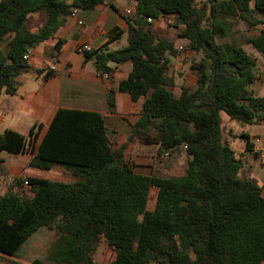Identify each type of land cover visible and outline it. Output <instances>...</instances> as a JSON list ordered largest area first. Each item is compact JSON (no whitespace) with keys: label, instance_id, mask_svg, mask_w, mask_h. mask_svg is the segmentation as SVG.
Returning a JSON list of instances; mask_svg holds the SVG:
<instances>
[{"label":"trees","instance_id":"obj_1","mask_svg":"<svg viewBox=\"0 0 264 264\" xmlns=\"http://www.w3.org/2000/svg\"><path fill=\"white\" fill-rule=\"evenodd\" d=\"M130 1L134 13L124 17L127 29L114 27L101 47L81 53L93 58L99 74L111 73L110 64L131 62L127 78L117 83L130 100L140 101L128 141L155 145L157 155L184 148V173H136L123 159L124 146L112 149L99 113L60 108L28 165L60 168L73 181L27 178L29 196L23 179H15V187L0 195V253L15 256L44 227L55 233L50 264H95L101 242L114 251L104 264H262L264 197L242 158L223 144L219 112L242 124L264 119V97L250 88L257 59L244 49L264 55V0H206L200 7L195 0ZM102 2L0 0V95L16 92L17 77L29 68L23 55L52 37L72 8L89 10ZM36 12L44 20L33 32L27 24ZM167 16L199 55L190 66L195 85L181 84L177 92L170 58L181 51L157 37L152 25ZM236 23L246 31L260 28L239 42L231 38ZM124 33L127 44L108 50ZM61 44H54L52 58ZM51 73L49 68L44 79ZM107 102L112 105L111 90ZM239 136L252 152L249 135ZM27 144L15 131L0 133V151L24 153ZM152 186L156 199L148 209Z\"/></svg>","mask_w":264,"mask_h":264},{"label":"crops","instance_id":"obj_2","mask_svg":"<svg viewBox=\"0 0 264 264\" xmlns=\"http://www.w3.org/2000/svg\"><path fill=\"white\" fill-rule=\"evenodd\" d=\"M102 1L92 9L78 10L77 18L82 20V25L77 24L75 18L67 16L52 37L31 48L27 60L29 68L17 77L16 92L12 95L5 93L0 95V133L12 130L28 139L24 153L0 151V195L14 188V180L17 178L73 181V178L60 168L42 170L28 165L30 158L37 152L54 114L60 108L99 113L103 117L112 149L118 150L124 146L123 159L136 173L156 175L160 156L157 155V146L144 145L135 140L128 141L132 125L139 116L140 101L130 100L127 93L117 89V83L127 78L131 62L110 64L113 70L105 79L104 74H99L96 70L93 58L86 59L76 49L82 43H89L93 49H97L104 44L108 33L114 27L127 29L123 10L128 7L134 8V2L122 0V4H117V0ZM111 5L116 10L111 8ZM42 14L36 12L29 15L27 26L30 31H37L41 26L44 20ZM59 40L62 44L53 61V46ZM126 44L127 34L124 33L118 41L108 44L107 49L115 50ZM244 49L257 59V66L261 67L264 57H259L260 55L251 48ZM49 68H53L52 73L44 79L43 76ZM256 84L259 86L256 87ZM250 88L255 95L264 97V82L261 79H256ZM110 90L111 106L107 102ZM247 126L249 129L241 131L239 135H249L253 146H250L252 152L243 154L242 161L248 177L256 181V178L260 179L262 176V186H258L264 197V162L261 155L264 154V119ZM30 131L32 135L29 137ZM231 135L233 136L228 132V136L232 137ZM168 156L170 152L167 156H164V152L161 154V157ZM21 189L27 195H31L30 186H22ZM103 244L104 242L100 243L95 255L101 252L103 246L104 254L107 250L112 252L113 259L114 251ZM0 255L5 256L3 257L5 259L14 257L1 253Z\"/></svg>","mask_w":264,"mask_h":264},{"label":"rangeland","instance_id":"obj_3","mask_svg":"<svg viewBox=\"0 0 264 264\" xmlns=\"http://www.w3.org/2000/svg\"><path fill=\"white\" fill-rule=\"evenodd\" d=\"M206 0H195V5L200 7ZM117 4H122V0H117ZM108 5V2H107ZM44 15V14H42ZM175 20L173 16H167L159 21L153 22V28L157 37L168 38L174 42V45H184L183 50L179 55L170 58V71L173 77V87L174 92L179 90L180 85L183 82H187L189 85H195V75L191 72V64L199 59V55L194 54V52L188 48L189 41L181 36H179V28L174 26ZM235 29L238 30L234 33L231 38L242 42L243 36L245 34H253L259 28L260 25L253 30L246 31L245 27L241 23H236L234 25ZM125 40V38H124ZM246 49H250V46L244 45ZM5 48V46H2ZM259 54V53H258ZM259 57H264V55L259 54ZM192 58L194 60H192ZM264 59V58H263ZM255 74L257 79H261L264 82V62L260 66H257L255 69ZM259 84H256L258 87ZM221 133H222V142L231 148L236 157L243 158V154L249 153L245 150L244 139L239 136L241 131L248 130L247 124H242L234 120H230L225 111L219 112ZM242 125V126H240ZM228 132L233 134L232 137L228 136ZM262 155V161L264 162V154ZM159 165L156 169V175L161 177L169 176H179L182 175L185 171L187 165V157L184 151V148L178 150L177 152L170 153L168 157L159 156ZM263 174V173H262ZM262 178V176H261ZM261 178H256L257 184L261 187L262 181ZM157 190L155 187H151L149 190L147 208L152 209L155 204ZM55 240V233L52 230L46 229L44 227L38 228L33 235L27 239V241L22 244V246L17 250L15 256L11 259L3 258L5 256L0 255V264H15L24 263L31 264L33 260L39 259L46 264H50L49 259V250L50 246ZM105 244V243H104ZM103 244V245H104ZM106 245V244H105ZM105 249L101 246V252L95 255V264H104L112 259V252L108 250L104 254ZM264 264V261H263Z\"/></svg>","mask_w":264,"mask_h":264},{"label":"built area","instance_id":"obj_4","mask_svg":"<svg viewBox=\"0 0 264 264\" xmlns=\"http://www.w3.org/2000/svg\"><path fill=\"white\" fill-rule=\"evenodd\" d=\"M78 10H79V8H76V7L72 8L68 16L69 17H72V18H75L77 24L82 25V20L79 19V18H77V12H78ZM133 13H134V8H132V7H128V8H126V9L123 10V14L126 15V16H131ZM148 21H150V19H148ZM175 47L178 50H183L184 45L179 44V45H175ZM76 49H77L78 52H88V51H91L93 49V47L89 43H82V44H79ZM30 52H31V50H28L23 55V58L25 60H28V58L30 57ZM52 60L55 61V58H52ZM103 77L105 79H107L108 78V75L107 74H104ZM167 155H168V152H165L164 153V156H167ZM23 186L24 187L29 186V183H28V181H27L26 178H23Z\"/></svg>","mask_w":264,"mask_h":264}]
</instances>
